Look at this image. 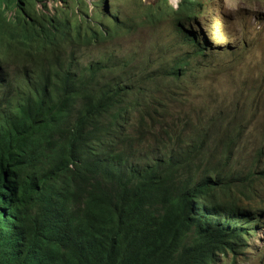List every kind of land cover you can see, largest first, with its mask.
<instances>
[{"label":"trees","instance_id":"trees-1","mask_svg":"<svg viewBox=\"0 0 264 264\" xmlns=\"http://www.w3.org/2000/svg\"><path fill=\"white\" fill-rule=\"evenodd\" d=\"M125 1L0 0V264H237L264 226V169L235 156L246 112L174 108L208 0ZM165 16L190 52L85 61Z\"/></svg>","mask_w":264,"mask_h":264},{"label":"rangeland","instance_id":"rangeland-1","mask_svg":"<svg viewBox=\"0 0 264 264\" xmlns=\"http://www.w3.org/2000/svg\"><path fill=\"white\" fill-rule=\"evenodd\" d=\"M157 1L142 0L146 5H155ZM179 2L168 0L174 8ZM207 3L205 10H200L199 18L183 27L195 32L208 50L202 57L191 60L192 66L186 75L190 77L185 86L187 90L181 92L182 102L174 108L193 114L205 106L208 107L206 115L216 108L215 114L222 118L223 127L228 123L231 105H236L242 115L245 111L247 117L243 115L240 134L235 137L238 139L235 156L246 169L259 172L264 169V0H210ZM120 4L124 13L130 12L125 0ZM174 22L171 16H165L154 25L112 43L91 45L84 50L85 61L99 59L106 51L116 54L137 51L149 56L150 49L157 51L163 47L170 48L172 55L190 52L191 48L181 42L185 31L178 30ZM256 180L255 204L264 209V182ZM244 253L237 264H264V226H257ZM220 261L225 263L224 258Z\"/></svg>","mask_w":264,"mask_h":264},{"label":"clouds","instance_id":"clouds-1","mask_svg":"<svg viewBox=\"0 0 264 264\" xmlns=\"http://www.w3.org/2000/svg\"><path fill=\"white\" fill-rule=\"evenodd\" d=\"M204 1H206V0H204ZM209 1H210V0L206 1V3H204V4L201 6V8H197V9H196V10H197L196 13L200 15V14H201V13H200V10L203 9V6H204V5H205V7H206L207 4H208L207 2H209ZM181 2H182V0H180V2H179L178 4H180ZM168 4H169V3H168ZM178 4H177V5H178ZM169 5H170V4H169ZM175 9H177V6H176ZM198 18H199V17H198ZM192 22H193V21H192Z\"/></svg>","mask_w":264,"mask_h":264}]
</instances>
